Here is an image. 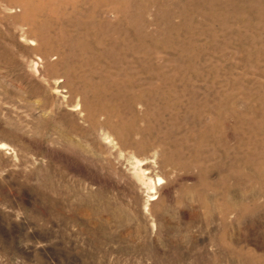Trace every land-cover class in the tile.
Listing matches in <instances>:
<instances>
[{"label": "rangeland", "instance_id": "1", "mask_svg": "<svg viewBox=\"0 0 264 264\" xmlns=\"http://www.w3.org/2000/svg\"><path fill=\"white\" fill-rule=\"evenodd\" d=\"M0 264H264V0H0Z\"/></svg>", "mask_w": 264, "mask_h": 264}, {"label": "bare ground", "instance_id": "2", "mask_svg": "<svg viewBox=\"0 0 264 264\" xmlns=\"http://www.w3.org/2000/svg\"><path fill=\"white\" fill-rule=\"evenodd\" d=\"M161 183H162V180L161 179H157V182L154 185H158L159 186ZM151 190L153 191L154 187H151Z\"/></svg>", "mask_w": 264, "mask_h": 264}]
</instances>
